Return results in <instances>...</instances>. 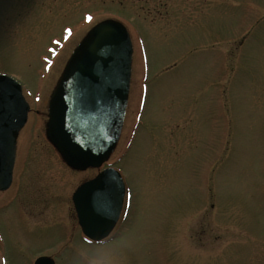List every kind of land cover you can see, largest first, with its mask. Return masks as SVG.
I'll return each instance as SVG.
<instances>
[{
    "label": "rangeland",
    "instance_id": "rangeland-1",
    "mask_svg": "<svg viewBox=\"0 0 264 264\" xmlns=\"http://www.w3.org/2000/svg\"><path fill=\"white\" fill-rule=\"evenodd\" d=\"M106 19L134 52L103 166L120 172L124 208L95 244L71 198L98 171L67 167L45 124L66 62ZM1 74L30 113L0 192V264H264V0H0Z\"/></svg>",
    "mask_w": 264,
    "mask_h": 264
},
{
    "label": "water",
    "instance_id": "water-1",
    "mask_svg": "<svg viewBox=\"0 0 264 264\" xmlns=\"http://www.w3.org/2000/svg\"><path fill=\"white\" fill-rule=\"evenodd\" d=\"M132 62L131 36L115 19L93 26L68 59L49 99L45 135L70 169H100L114 153L129 100ZM0 84V192H4L13 182L17 140L28 121L30 105L16 79L1 74ZM113 188L117 201L102 210L97 193ZM124 197V181L112 167L76 189L72 201L86 238L100 243L109 237ZM35 264L55 262L41 257Z\"/></svg>",
    "mask_w": 264,
    "mask_h": 264
},
{
    "label": "snow or ice",
    "instance_id": "snow-or-ice-1",
    "mask_svg": "<svg viewBox=\"0 0 264 264\" xmlns=\"http://www.w3.org/2000/svg\"><path fill=\"white\" fill-rule=\"evenodd\" d=\"M88 19L91 20L92 17L89 16ZM66 31L70 32L71 30L67 29ZM56 43H59V41H57ZM100 71L102 72L103 69H100ZM0 87H2V84H0ZM117 197L118 193L115 188H113V190L109 192L100 191L99 193H97V202L99 207L103 210L105 207H110L111 203L116 202Z\"/></svg>",
    "mask_w": 264,
    "mask_h": 264
},
{
    "label": "flooded vegetation",
    "instance_id": "flooded-vegetation-1",
    "mask_svg": "<svg viewBox=\"0 0 264 264\" xmlns=\"http://www.w3.org/2000/svg\"><path fill=\"white\" fill-rule=\"evenodd\" d=\"M71 200H72V198H71Z\"/></svg>",
    "mask_w": 264,
    "mask_h": 264
}]
</instances>
